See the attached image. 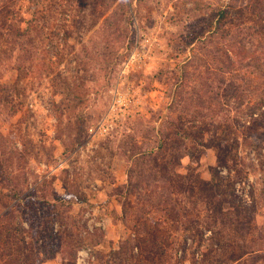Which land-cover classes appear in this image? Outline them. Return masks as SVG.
I'll return each instance as SVG.
<instances>
[{"label": "rangeland", "instance_id": "1", "mask_svg": "<svg viewBox=\"0 0 264 264\" xmlns=\"http://www.w3.org/2000/svg\"><path fill=\"white\" fill-rule=\"evenodd\" d=\"M0 264H264V0H0Z\"/></svg>", "mask_w": 264, "mask_h": 264}, {"label": "built area", "instance_id": "2", "mask_svg": "<svg viewBox=\"0 0 264 264\" xmlns=\"http://www.w3.org/2000/svg\"><path fill=\"white\" fill-rule=\"evenodd\" d=\"M151 39L152 38L149 35H144V38L137 37L133 48L123 62L122 72L124 74H128L131 70L142 67V65L147 63L150 50L149 46L152 44ZM132 98L133 97H131L128 92L116 88L113 91V97L110 101L107 112L97 123L89 128L90 135L98 138L109 135L111 131L116 128L118 121L132 112Z\"/></svg>", "mask_w": 264, "mask_h": 264}]
</instances>
